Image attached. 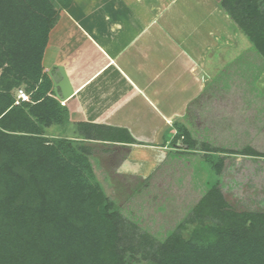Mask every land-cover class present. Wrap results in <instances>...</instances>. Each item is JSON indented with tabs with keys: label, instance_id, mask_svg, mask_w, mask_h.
<instances>
[{
	"label": "trees",
	"instance_id": "obj_1",
	"mask_svg": "<svg viewBox=\"0 0 264 264\" xmlns=\"http://www.w3.org/2000/svg\"><path fill=\"white\" fill-rule=\"evenodd\" d=\"M257 2L220 1L251 41V57L261 58L254 81L264 73V12ZM71 4L0 0V264H126L119 244L155 264H264V210L231 206L216 180L229 156L264 158V150L250 144L220 146L213 135L221 127L233 133L249 129L251 119L247 126L242 110L246 103L259 106L260 101L259 112L264 114L261 90L253 82L247 84L245 74L240 79L242 71L234 69L233 62L227 77L216 76L189 104L186 118L191 124H174L177 132L170 146L181 141L177 154L203 153L216 178L183 219L157 238L140 220L127 219L118 204L109 202L86 152L90 148L78 151L73 145L75 139L112 142L132 137L91 123H77L73 137L56 142L45 137L46 130L69 115L66 102L58 97L60 88L58 94L54 90V71L52 76L44 71L43 58L50 31ZM24 82L32 98L17 105L14 91ZM146 185L140 183L136 192Z\"/></svg>",
	"mask_w": 264,
	"mask_h": 264
},
{
	"label": "crops",
	"instance_id": "obj_2",
	"mask_svg": "<svg viewBox=\"0 0 264 264\" xmlns=\"http://www.w3.org/2000/svg\"><path fill=\"white\" fill-rule=\"evenodd\" d=\"M232 28L218 0H72L50 31L44 71L52 65L59 81L64 68L72 122L132 137L100 142L145 180L180 151L174 124L216 77L209 57Z\"/></svg>",
	"mask_w": 264,
	"mask_h": 264
},
{
	"label": "rangeland",
	"instance_id": "obj_3",
	"mask_svg": "<svg viewBox=\"0 0 264 264\" xmlns=\"http://www.w3.org/2000/svg\"><path fill=\"white\" fill-rule=\"evenodd\" d=\"M220 1L218 0V5H220ZM257 4L259 10L264 12V0H258ZM220 9H222L221 6ZM220 35L222 36H219L218 42H216L217 48L208 61L214 64L213 69L217 70L216 74L214 71V75L217 78L227 77L226 70L234 62V69L238 72L242 71L238 77L241 79V74H245L244 79L247 84L250 82L252 86L253 82L254 87L259 88L264 95V74L257 81L253 79L260 71L259 60L261 58L251 57V48H253L251 41L235 23L234 28L230 29L228 33ZM51 68L52 65L47 66V72ZM54 73H57L56 70ZM21 88L27 91L29 85L24 82L21 84ZM14 93L16 96L17 90ZM28 93L32 95L33 92ZM234 96L241 98L242 95L235 94ZM236 99L234 98L233 101ZM194 100L192 99L190 103ZM256 103L261 105L260 101ZM246 105L247 108L242 110L244 114H240L248 121L247 126L251 119L249 129L246 131L236 130L233 133L234 130L230 132L225 126V128L219 127L220 129L213 130L215 144L231 149L243 148L250 144L264 150V118L259 119L264 114L259 112V106L252 103H246ZM247 113L250 116L248 119V116L245 118ZM64 120L61 125H54L46 130L45 137L48 140L56 142L62 137L77 135L79 119L73 122L70 120V109L68 117L65 116ZM239 121L241 120L239 119ZM186 124L189 126L191 123L189 124L186 120ZM207 126H211V124H207ZM73 141V145L78 151L86 147L90 148L86 152L89 153L95 176L101 182L109 202L118 204L127 219L140 220L144 229L151 231L157 238H163L168 229L174 228L190 207L198 201L202 191L207 190L215 182L216 177L211 175L209 166L204 163L201 152L193 155L190 153L171 154L168 161L160 165L144 180V177L141 176L143 175L142 170L137 168L134 163L131 164L126 160L127 158L124 160V155L118 153L117 157L113 155L112 147H107L97 140H92V142L75 139ZM158 150L161 151V149ZM115 167L119 170H115ZM224 170L222 176L216 180L221 181V186L231 206L255 211L264 210V158L231 155L226 160ZM140 181H146L148 185L143 186L144 191L138 194L136 186ZM125 246L119 244V251L126 264H155L151 259H146L141 252L135 253Z\"/></svg>",
	"mask_w": 264,
	"mask_h": 264
},
{
	"label": "water",
	"instance_id": "obj_4",
	"mask_svg": "<svg viewBox=\"0 0 264 264\" xmlns=\"http://www.w3.org/2000/svg\"><path fill=\"white\" fill-rule=\"evenodd\" d=\"M60 69H61L63 79L58 81L55 78V76H53L52 80H53L55 92H57V94H58V88H60V90H61L62 95L60 96L58 94V97L64 101H66L69 98V93L72 91V89L70 87V84H69L70 82L68 81V77H67V74L65 73L64 68L60 67ZM50 75L52 76L51 73H50Z\"/></svg>",
	"mask_w": 264,
	"mask_h": 264
},
{
	"label": "built area",
	"instance_id": "obj_5",
	"mask_svg": "<svg viewBox=\"0 0 264 264\" xmlns=\"http://www.w3.org/2000/svg\"><path fill=\"white\" fill-rule=\"evenodd\" d=\"M16 94L17 95H16L15 104L18 105L21 102L30 101V95H29V93L25 89L18 88Z\"/></svg>",
	"mask_w": 264,
	"mask_h": 264
},
{
	"label": "flooded vegetation",
	"instance_id": "obj_6",
	"mask_svg": "<svg viewBox=\"0 0 264 264\" xmlns=\"http://www.w3.org/2000/svg\"><path fill=\"white\" fill-rule=\"evenodd\" d=\"M118 154H119V151H118ZM114 155H115V156L117 155V150H116V152L114 153ZM121 155H122V154H121ZM116 157H117V156H116ZM118 157H119V156H118ZM126 158H127V157H125L124 160H125ZM126 160H127V159H126ZM114 169L117 170V171L119 170V168L117 169V167H115ZM117 173H118V172H117ZM143 182H144V181H140V182L138 183V185H139L140 183H143ZM138 185H137V186H138ZM137 186H136V188H137Z\"/></svg>",
	"mask_w": 264,
	"mask_h": 264
}]
</instances>
